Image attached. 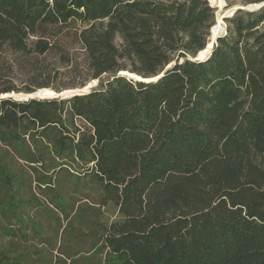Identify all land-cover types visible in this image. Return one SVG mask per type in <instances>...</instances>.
<instances>
[{"label": "trees", "instance_id": "1", "mask_svg": "<svg viewBox=\"0 0 264 264\" xmlns=\"http://www.w3.org/2000/svg\"><path fill=\"white\" fill-rule=\"evenodd\" d=\"M224 21L194 60L211 0H0V51L43 55L72 38L75 85L98 79L65 99H0V143L31 175L89 177L120 215L100 237L109 264H264V6ZM0 264L23 263L0 250Z\"/></svg>", "mask_w": 264, "mask_h": 264}, {"label": "rangeland", "instance_id": "2", "mask_svg": "<svg viewBox=\"0 0 264 264\" xmlns=\"http://www.w3.org/2000/svg\"><path fill=\"white\" fill-rule=\"evenodd\" d=\"M211 2L214 23L222 16L224 28V18L232 15L226 12L237 5H246L242 0H219L218 6ZM211 27L207 29L208 44L214 39ZM111 39L116 46L122 42L118 33H112ZM82 53L72 38L66 39L59 49L43 55L21 54L4 48L0 51V88L9 91L0 93V99L22 102L28 94L37 100H50L57 92L78 88L75 85L78 78L64 60L68 57L80 61ZM127 64L132 66L130 62ZM134 64L138 66L136 61ZM93 80H97L92 88L95 87L98 79H88L85 85ZM41 89H48V94H41ZM2 146L0 143V161L7 166L13 184L11 188L0 185V250L23 264H109L111 256L103 248L100 237L105 227L119 220L120 215L113 204L97 203L98 194L89 189V177L82 175L78 180L73 173L45 169L48 167L42 168L39 175H31L23 157L6 152ZM36 176L43 179L42 184L39 185ZM72 202V209L63 207ZM62 210L67 212L64 213L67 217Z\"/></svg>", "mask_w": 264, "mask_h": 264}, {"label": "water", "instance_id": "3", "mask_svg": "<svg viewBox=\"0 0 264 264\" xmlns=\"http://www.w3.org/2000/svg\"><path fill=\"white\" fill-rule=\"evenodd\" d=\"M262 6H264V1L259 2V3H248V4L244 5V6L237 5V6L233 7V8H231L230 10H228L226 12V15L230 14V13L233 14L236 10L253 11V10H257V9L261 8ZM226 17H228V16H226ZM224 33H225V28L222 31H220V33L216 34V36L214 37L213 40H211L209 45H208V43H206L204 49L197 53V55L194 57V60L206 59L209 56L210 52H211L213 43H215L217 38L222 36V34H224ZM170 66H171V64L167 65L166 68H168ZM118 74L126 75V76H128L130 78H133L134 80H137V81L150 82V81H154V80L158 79L160 77V75L162 74V72L160 74L152 77V78H143V77H140V76H138L136 74L125 72V71H120V72H118ZM96 83H97V80L96 81L93 80V81H90L88 83V85H84L82 87H78V88H75V89H69V90L57 92L56 96L54 98H50V99H56V98L65 99V98H69V97L77 95V94L87 93V92L90 91L92 86H94ZM84 87H86V88H84ZM35 97L36 96H29L28 94H27V96H24L26 101L29 100V99H35ZM40 99H48V98H40Z\"/></svg>", "mask_w": 264, "mask_h": 264}, {"label": "bare ground", "instance_id": "4", "mask_svg": "<svg viewBox=\"0 0 264 264\" xmlns=\"http://www.w3.org/2000/svg\"><path fill=\"white\" fill-rule=\"evenodd\" d=\"M221 18H222V16L218 17L216 19L215 23L212 25V27L210 29V31H211L212 35H214V37L216 36V34L220 33V31H222L224 29V27H221L222 26V21H223V19H221ZM84 88H86V87H84ZM48 92H49L48 89H41L40 90V93L43 94V95L48 94Z\"/></svg>", "mask_w": 264, "mask_h": 264}]
</instances>
